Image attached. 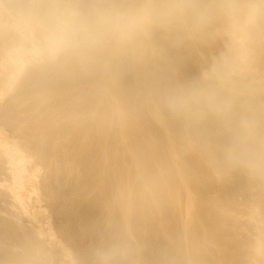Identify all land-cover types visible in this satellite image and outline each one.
I'll list each match as a JSON object with an SVG mask.
<instances>
[{"label": "bare ground", "instance_id": "obj_1", "mask_svg": "<svg viewBox=\"0 0 264 264\" xmlns=\"http://www.w3.org/2000/svg\"><path fill=\"white\" fill-rule=\"evenodd\" d=\"M0 0V264H264V184L189 147L152 103L176 53L52 61ZM195 58L178 71L198 73Z\"/></svg>", "mask_w": 264, "mask_h": 264}, {"label": "clouds", "instance_id": "obj_2", "mask_svg": "<svg viewBox=\"0 0 264 264\" xmlns=\"http://www.w3.org/2000/svg\"><path fill=\"white\" fill-rule=\"evenodd\" d=\"M13 23L52 61L176 53L152 103L189 147L264 184V0H21ZM192 58L198 73L184 78L178 68ZM92 264H138L137 251L117 239Z\"/></svg>", "mask_w": 264, "mask_h": 264}]
</instances>
